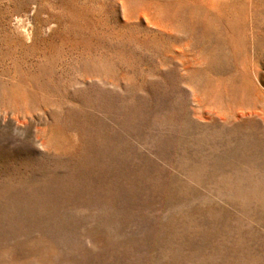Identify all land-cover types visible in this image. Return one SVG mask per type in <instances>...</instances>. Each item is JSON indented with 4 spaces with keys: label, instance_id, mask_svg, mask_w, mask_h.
Returning <instances> with one entry per match:
<instances>
[{
    "label": "rangeland",
    "instance_id": "1",
    "mask_svg": "<svg viewBox=\"0 0 264 264\" xmlns=\"http://www.w3.org/2000/svg\"><path fill=\"white\" fill-rule=\"evenodd\" d=\"M0 264H264V0H0Z\"/></svg>",
    "mask_w": 264,
    "mask_h": 264
}]
</instances>
